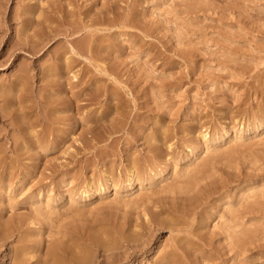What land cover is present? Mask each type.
I'll return each mask as SVG.
<instances>
[{
    "label": "rangeland",
    "instance_id": "374dc122",
    "mask_svg": "<svg viewBox=\"0 0 264 264\" xmlns=\"http://www.w3.org/2000/svg\"><path fill=\"white\" fill-rule=\"evenodd\" d=\"M260 123L264 0H0V226L27 264H264Z\"/></svg>",
    "mask_w": 264,
    "mask_h": 264
},
{
    "label": "bare ground",
    "instance_id": "6f19581e",
    "mask_svg": "<svg viewBox=\"0 0 264 264\" xmlns=\"http://www.w3.org/2000/svg\"><path fill=\"white\" fill-rule=\"evenodd\" d=\"M87 45V41H84V42H76L74 41V48L78 47L80 49H83L85 46ZM33 48V47H32ZM264 128V123H260L256 129H255V132H257L258 129H263ZM23 133V131H22ZM228 135V132H223V134H221L219 136V138L222 140L224 139L226 136ZM11 138V137H10ZM12 139V142H13V145H14V152L16 151V149L18 148V146L20 145V140L18 138H16L15 136L11 138ZM42 139V137L40 138V140ZM166 166L167 165H164V167L162 168V170L158 173L159 175V178H161L164 173L166 172ZM1 168H3L1 170ZM11 168L12 166H7L6 168L4 167H1V160H0V182H4L5 181V176L10 173H12L11 171ZM132 168V169H131ZM129 169V172H131V175L132 177L135 176V171L133 170V167H131ZM130 174V173H129ZM131 177V176H130ZM134 179V178H133ZM164 212H168V213H171V209L168 208V209H164ZM38 216V215H37ZM48 217V216H47ZM154 215L152 216V224L156 225L155 228H157V224H165L166 226H175L177 224L180 223L179 221V218H171V219H161V220H158L156 218H154ZM149 220V219H148ZM29 221V220H28ZM27 221V222H28ZM31 221V220H30ZM32 222V221H31ZM30 222V223H31ZM39 224V223H38ZM40 226V225H39ZM160 226V225H159ZM153 228V229H155ZM45 231V230H44ZM51 232V231H49ZM149 232V231H148ZM47 233V231H46ZM149 234V233H148ZM148 234H147V237H148ZM16 236V242H17V245L14 246L13 244V247L9 248L10 251H9V255L7 257V254L4 253L3 255V259L1 261V263L3 262H6V264L9 263V261L11 260V263L9 264H27L29 259L26 257L28 253H36L39 249V247L36 248H33V247H30V244L28 243L29 242V235L28 233L26 234L23 230H22V225L21 224H13L12 222H7V223H4L0 226V245L1 246H7V242L10 241L9 239L12 238L13 236ZM58 235V233L56 234ZM137 235H140V236H137ZM135 235L134 237H131V241L130 243H132V240L134 241H138L141 240V233L140 234H137ZM56 237V236H55ZM146 237V238H147ZM149 238H151V235H149ZM145 239V238H143ZM129 240V239H128ZM237 240V239H236ZM15 242V241H14ZM103 242V240H102ZM121 242V241H120ZM9 243V242H8ZM13 243V242H11ZM10 243V244H11ZM127 243V242H125ZM129 243V242H128ZM135 243V242H134ZM141 243V242H139ZM40 244V243H39ZM135 245V244H134ZM141 245V244H140ZM9 246V245H8ZM122 246V245H121ZM121 246L119 248H121ZM144 246V245H142ZM234 246V245H233ZM139 248V247H138ZM136 249V247H135ZM62 250V249H61ZM138 250V249H136ZM143 250V249H142ZM59 251V247L58 246H53L47 253H46V256L48 260H44V263L47 261L49 262V260L52 261L51 264H68L66 262V260L62 257V255L58 252ZM128 254V253H127ZM170 257L171 259L175 262H178L179 261V258L177 256L176 253L174 252H171L170 253ZM34 259V258H33ZM79 260V258H78ZM30 262V261H29ZM43 262V260H42ZM41 263V260L40 262H37L36 264H39ZM46 264V263H45Z\"/></svg>",
    "mask_w": 264,
    "mask_h": 264
}]
</instances>
